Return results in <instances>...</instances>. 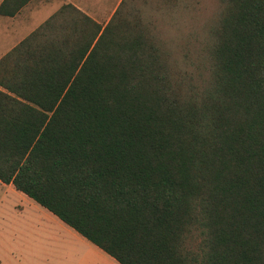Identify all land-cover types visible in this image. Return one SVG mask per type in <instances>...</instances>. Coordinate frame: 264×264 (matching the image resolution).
I'll use <instances>...</instances> for the list:
<instances>
[{
    "label": "trees",
    "instance_id": "1",
    "mask_svg": "<svg viewBox=\"0 0 264 264\" xmlns=\"http://www.w3.org/2000/svg\"><path fill=\"white\" fill-rule=\"evenodd\" d=\"M213 1L63 2L0 57V182L119 264H264V0Z\"/></svg>",
    "mask_w": 264,
    "mask_h": 264
},
{
    "label": "rangeland",
    "instance_id": "2",
    "mask_svg": "<svg viewBox=\"0 0 264 264\" xmlns=\"http://www.w3.org/2000/svg\"><path fill=\"white\" fill-rule=\"evenodd\" d=\"M119 1L47 0L37 10L25 11L26 16L12 26L2 25L4 17H0V55L14 39L29 33L63 2L73 3L104 23ZM189 1L204 13L213 9V0ZM181 19L184 18L178 17ZM186 21L192 22L189 17L183 23ZM0 264L119 263L13 185L0 182Z\"/></svg>",
    "mask_w": 264,
    "mask_h": 264
},
{
    "label": "crops",
    "instance_id": "3",
    "mask_svg": "<svg viewBox=\"0 0 264 264\" xmlns=\"http://www.w3.org/2000/svg\"><path fill=\"white\" fill-rule=\"evenodd\" d=\"M2 0H0L1 2ZM47 0H31L28 3H26L16 14L14 15H3L0 14V17H4V20L1 22L2 25L6 24V25H10L12 26L15 22L19 21L22 17L26 16V12L25 11H33V9L37 10L39 8V6L44 3ZM25 12V13H24ZM24 13V14H23ZM46 19V18H45ZM44 19V20H45ZM40 24V23H39ZM38 24V25H39ZM37 25V26H38ZM35 28V27H34ZM33 28V29H34ZM32 29V30H33ZM31 30V31H32ZM29 31V32H31ZM28 33H26L24 36L20 37L19 39H14V41H12V43L8 46V48L6 49V51H4L3 53H1L0 57L6 53L11 47H13L17 42H19L23 37H25ZM2 183V182H1ZM11 184V183H9ZM12 185V184H11ZM40 205V204H39ZM53 214V213H52ZM57 217V216H56ZM64 223V222H63Z\"/></svg>",
    "mask_w": 264,
    "mask_h": 264
}]
</instances>
